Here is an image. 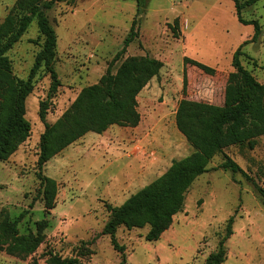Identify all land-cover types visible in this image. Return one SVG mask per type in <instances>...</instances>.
Returning a JSON list of instances; mask_svg holds the SVG:
<instances>
[{
  "label": "rangeland",
  "instance_id": "374dc122",
  "mask_svg": "<svg viewBox=\"0 0 264 264\" xmlns=\"http://www.w3.org/2000/svg\"><path fill=\"white\" fill-rule=\"evenodd\" d=\"M14 2L0 0V22ZM45 14L57 35L54 68L59 85L49 94L50 76L43 65L37 70L25 100L30 135L0 160V215L20 217V234L36 233L37 221L46 220L47 226L33 253L19 257L0 250V264H30L32 259L44 264L41 255L47 250L76 256L85 264H118L120 252L101 233L109 215L106 206L121 204L173 159L192 151L175 127L177 102L187 98L222 104L226 77L233 70L232 54L239 46L243 66L264 81V0L240 11L244 20L256 19L260 26L253 42H246L253 24L238 20L232 0H143L139 6L135 0H72L56 3ZM133 19L137 35L120 60L146 54L162 62L137 95L138 127L112 125L101 134L87 132L50 158L41 171L56 180L57 193L55 206L46 214L36 175L44 128L38 103L48 99L46 121H55L83 86L97 82L105 72ZM42 41L33 20L6 52L15 76L27 78ZM184 56L212 66L215 73L184 66ZM225 152L264 187V135L256 138L252 149L232 145ZM221 161V154L214 156L208 171L196 177L183 208L157 240H145L147 226L118 227L115 238L124 248L125 264H206L230 216L233 232L221 264H264V202L252 181L218 167Z\"/></svg>",
  "mask_w": 264,
  "mask_h": 264
},
{
  "label": "trees",
  "instance_id": "16d2710c",
  "mask_svg": "<svg viewBox=\"0 0 264 264\" xmlns=\"http://www.w3.org/2000/svg\"><path fill=\"white\" fill-rule=\"evenodd\" d=\"M69 1L72 0H15L0 22V160L12 155L30 135V123L25 117V100L33 90V78L37 70L43 65L48 72L51 79L49 94L55 92L59 85L54 68L57 35L45 11L56 3ZM135 1L138 6L143 3V0ZM232 1L238 20L253 24V34L246 42L256 41L260 34L257 20H244L240 11L257 0ZM33 20L43 41L40 50L35 54L27 78L23 79L12 73L6 52L19 40ZM174 22L177 23V18ZM134 24L135 19L132 20L122 47L111 58L98 81L83 86L55 121H46L48 99H42L38 103V117L44 128L38 141L36 175L46 214L55 206L57 193L56 180L41 171L50 158L87 132L101 134L112 125L134 127L140 121L137 95L150 79L158 74L162 62L146 54L131 55L120 60L128 44L137 35ZM241 55L243 51L239 46L232 54L233 70L226 77L222 104L187 98L177 102L175 127L190 144L192 151L179 159H173L159 176L131 194L121 204H107L109 215L101 233L108 235L113 248L120 252L118 264H125L126 261L124 248L115 238L118 227L131 229L147 226L145 240H157L162 232L170 227L173 216L183 208L185 194L190 185L197 176L208 171V163L218 154L222 155L218 167L232 173L239 172L252 181L255 192L264 202V187L254 181L225 152V149L232 145H246L252 149L256 138L264 135V81L259 82L250 70L243 66ZM188 63L209 75L216 71L212 66L184 56L183 65ZM185 83L184 68L183 88ZM19 219L20 217L11 219L6 214L0 215V250L26 257L42 242L41 231L47 224L46 220L37 221L36 233L20 234L17 228ZM232 223L233 216H230L216 250L206 257V264H221L226 259L225 242L233 232ZM41 257L44 264H85L76 256H62L53 250L43 252ZM30 264L39 263L32 259Z\"/></svg>",
  "mask_w": 264,
  "mask_h": 264
},
{
  "label": "crops",
  "instance_id": "0c3cea01",
  "mask_svg": "<svg viewBox=\"0 0 264 264\" xmlns=\"http://www.w3.org/2000/svg\"><path fill=\"white\" fill-rule=\"evenodd\" d=\"M151 80H152V78L150 79V81H151ZM150 81H149V82H150ZM149 82H148L144 87H147V86L149 85ZM144 87H143V88H144ZM143 88H142V89H143ZM142 89H141V90H142ZM219 105H220V104H219ZM110 127H111V126H110ZM137 127H138V126H136V128H137ZM104 132H105V131H104ZM182 136H183V135H182ZM183 137H184V136H183ZM182 139H185V138H182ZM184 141H186V140H184ZM186 143H187V142H186ZM187 145H188V144H187ZM169 165H170V164H169Z\"/></svg>",
  "mask_w": 264,
  "mask_h": 264
}]
</instances>
